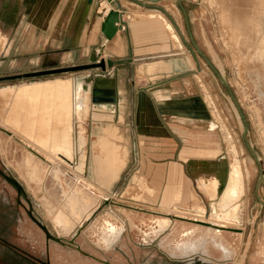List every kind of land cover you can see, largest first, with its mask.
<instances>
[{"label":"rangeland","instance_id":"374dc122","mask_svg":"<svg viewBox=\"0 0 264 264\" xmlns=\"http://www.w3.org/2000/svg\"><path fill=\"white\" fill-rule=\"evenodd\" d=\"M183 2L198 46L228 80L240 102L249 123L247 134L249 142L264 169V96L260 95V90L264 92V0H183ZM20 3L22 4L21 0H0V75L66 66L72 62H88L80 58L78 53H65L66 50L62 52L61 49L68 44L61 43V32L54 29L50 31L52 34L47 35L43 28L32 25L28 7L25 5L26 10L20 12ZM31 13L38 21L45 17L42 11ZM172 13L175 18L173 23L175 31L181 42L179 54L181 57L184 55L190 57L189 65L186 66L188 70L181 72L182 75L177 81L175 96L201 97L217 127L212 130L210 120H185L177 117L172 119L176 122H188L190 128L209 133L212 141L208 144L211 147H219L230 162L238 159L244 174V193L239 199L240 221L238 224H230L236 228L232 230L224 228L223 232L229 242V254L226 256L222 250L213 246L206 253L200 247L197 252L194 250L183 252L181 249L172 248L171 245H164L163 240L172 236L169 230L160 235L157 247L140 244L144 243V231L149 230L154 224L156 213L152 215L147 211L129 209L125 204L148 210H161L162 206L142 201L148 197L146 188L148 185L142 183L144 174L139 164L146 158L145 149L151 145V140L136 137L135 141H130L136 133L130 117L121 123L122 130H127L131 137L120 141L127 149L128 165L119 179L110 188L104 189V194L109 199L100 196L95 203L94 199L91 200V204L88 203L86 206L88 208L94 203L89 212L83 214L68 232L55 224L54 217L63 207L65 199L58 202L52 196V193H56V188L49 174L43 172L42 181L35 182L31 179V169L25 166V159L36 158L47 165L45 158H50L48 154L29 139L40 141L50 136L62 126L64 118L46 111L45 108L38 109L36 101L20 98L23 89L18 86L26 82L57 77H74L86 72L87 69L0 81V127L7 129V131L0 129V164L20 180L32 200L36 213L52 234L61 238V241L47 240L43 230L26 214L22 206L16 212L18 215L7 214L8 208L3 203L9 200L11 201L8 202L11 203L9 208H17L16 189L0 176L1 236L33 255L42 258L48 256L51 264H190L197 259L207 260L210 264H264V204L258 199L259 196L264 200V182H260L258 186L260 169L246 145L244 123L225 84L194 48L184 13L179 5L174 6ZM166 18L170 19L167 15ZM46 37L49 40L50 37L51 40L57 37L58 42H48L45 40ZM56 49L59 50L57 53L54 52ZM140 67L144 70L142 66ZM143 73L144 71L138 72L139 84L144 83L139 76L144 75ZM256 79H259L258 87ZM48 105L47 101L40 102V106ZM45 115L47 118L44 121ZM34 122L38 124L35 131L32 129ZM107 122L116 121L93 120L89 114L83 119L76 118L75 128L78 132L81 125L85 126L91 141L94 133ZM52 158V166L60 165L64 171L61 173L64 180L66 172L72 171V168L57 156L53 155ZM201 171L203 169L197 170L200 175ZM135 176H139L140 179L135 181ZM88 178L90 179L89 176ZM184 185L189 193L188 199L179 200L177 205L165 210L173 214L183 212L181 214L186 215V218L208 220L212 200L198 186L196 180ZM22 199L26 202L24 198ZM198 205L203 206L206 212H201ZM105 219H110L124 230L121 239L111 248H106L100 240L99 227ZM176 223L184 227H197L193 225L194 221L187 219L178 218ZM206 230L200 226L193 233V239L206 236ZM207 236L211 237V234L207 233ZM170 259L179 262H172ZM9 262L27 264V261L20 259L12 248L0 242V264Z\"/></svg>","mask_w":264,"mask_h":264},{"label":"crops","instance_id":"0c3cea01","mask_svg":"<svg viewBox=\"0 0 264 264\" xmlns=\"http://www.w3.org/2000/svg\"><path fill=\"white\" fill-rule=\"evenodd\" d=\"M103 1L107 3V9L101 11L100 6ZM164 1L168 3H162ZM21 2L19 11L26 10L25 5L28 7L32 25L43 28L47 35L52 34L50 31L54 29L61 32V43L68 44L66 49L60 48L62 52L66 50L65 53H78L84 61H89L91 55L113 60H126L114 68L108 67L106 72L100 68L87 69L78 76L57 77L71 79L73 153L81 155L88 153L92 143L95 154H98L106 163L109 175L113 176L121 172L128 165V158L127 149L120 141L131 137L127 130H122L121 122L130 117L136 129L130 141H135L136 137L151 140V145L146 146L147 149H145L146 158L139 164L145 180L142 183L148 185L146 186L148 197L143 198L144 203L158 204L164 210L170 209L173 205H177L179 200L188 199L189 193L184 184L193 180H196L202 190L208 192L207 195L212 201L222 195L229 178L230 161L227 156L221 153L219 147H211L208 144L212 141L209 133L201 129L190 128L188 122H176L172 119V117H177L185 120H210L198 115H184L182 111L185 108L183 109L177 100L191 99L193 96H175L177 81L182 75L181 72L188 70L186 66L190 62L189 56H180V42L178 43L174 37L178 34L175 31L173 24L175 18L172 13L174 6H178L176 0L158 2L149 0L112 2L108 0H21ZM111 8L120 11L126 29L118 30L113 38L108 39L102 32L101 26L105 15ZM39 11L44 12L45 17L38 21L37 18H33L31 12ZM166 15L170 18L169 20ZM45 40L52 43L58 42L57 37H53L52 40L51 37L50 40L46 37ZM58 51L56 49L54 52ZM83 63L85 62H72L71 65ZM140 66L144 70H141ZM140 71H144V75H139L141 81L144 82L142 84L138 82ZM96 72L106 75L103 81L105 86L110 84L111 78L114 79L117 100L116 102H92L90 100L91 112L95 110L93 105H96V110L101 114L113 116L93 120L116 122H108L112 123V127L106 132H97L95 137L89 141L85 126L81 125L80 130L76 131L75 119L87 117L83 109L85 92L88 87L91 92L94 80L89 78L88 83L86 76L89 77ZM108 72H111L110 75ZM48 80L53 79L39 82ZM30 83L33 82H26L20 86ZM199 98L203 111H208L204 100ZM211 122L217 124L216 121ZM216 127L211 126V129L215 130ZM210 160L214 166L209 163ZM198 163H204L207 176L210 173L208 186L202 183L200 174L196 170ZM211 172L214 174L212 175ZM139 179V176L134 177L135 181ZM198 209L206 212L201 205H198ZM152 231L150 228L149 232ZM152 241L157 244L156 238Z\"/></svg>","mask_w":264,"mask_h":264},{"label":"bare ground","instance_id":"6f19581e","mask_svg":"<svg viewBox=\"0 0 264 264\" xmlns=\"http://www.w3.org/2000/svg\"><path fill=\"white\" fill-rule=\"evenodd\" d=\"M106 9H107V3L103 1L101 3L100 10L104 11ZM162 18L166 20L163 16ZM174 37L179 43L180 42L179 36L175 34ZM179 45L181 46V42ZM88 79L89 77L86 76V80L89 83ZM256 81H257L256 85L259 86L260 85L258 83L259 79H256ZM20 87L23 89L20 98L30 100L31 102L36 101V104L39 106L38 109L45 108L46 111L56 113L58 115L63 116L64 118L62 126L58 127L57 130L53 131L50 136L43 138L40 141H36L35 139H29L30 142L32 141V143L33 142L36 143L37 146L39 145L40 148L48 154L50 158L49 159L45 158L47 165L43 161L38 160L34 157L35 159L26 158L25 166L31 169L30 178L33 179L35 182L39 180L42 181L43 172L51 176V179L53 180L54 186L56 188V193L55 194L52 193V196H54V198L58 202H61L65 199L64 200L65 202H63V207L59 209V211L54 217L55 224L57 226L62 227L64 230L69 231L75 225V223L81 219L83 214L89 212L91 206L95 203L98 197L100 196L107 197L104 194L105 193L104 189L110 188L114 184V182L119 179L123 170L121 172L119 171V173H116V175L113 176L109 175L106 169V163L104 162V160H101L98 154H95L94 145H92V143L90 144L88 153H84L81 155L79 153L72 152L71 116H72L73 104H72L71 79L57 78L45 82L36 81L30 84H25ZM263 93L264 92L260 90V95L264 96ZM84 99H85V103L83 109L85 115L88 116L90 114L92 119L113 117L112 115L101 114L100 112H98L96 110L97 107L96 105H93L95 107V108L93 107V109L95 110L91 112L90 87L87 88ZM43 100L45 102L47 101L49 105L45 107L40 106V102ZM46 118L47 116L45 115L44 121L46 120ZM111 124L112 123H108V122L102 124L99 130L94 133V137L97 132H106L107 130H109V128L112 127ZM211 126L216 127L215 122L214 123L211 122ZM32 129L34 131L38 129L37 122H34ZM53 155L60 158L61 161L67 163L72 168V171L68 170L66 172L64 176L65 177L64 180L61 178V173H64L61 166L60 165L52 166L51 159H53L52 158ZM209 163H212L211 160ZM197 165H198L197 170L203 169L200 175L202 183L205 186H208L209 180L211 178V177L209 178L210 173L208 172L209 176H207V172H206L207 170L206 167L204 166V163H200ZM88 176L90 177V179L88 178ZM70 178L71 180H69ZM243 193H244V174L239 160L235 159V161L230 162L229 178L227 181V185L224 191L222 192V195L211 202V211L208 214V220L197 217L192 218L199 221L214 223L215 225H217V227L202 225L196 222L193 225L197 227L200 226L208 227L210 229H216V230H224L223 227L236 228L231 226L230 224H238L240 221L239 199L241 198ZM121 196L123 197V195ZM91 200H93L94 203L87 208L86 206L88 205V203L91 202ZM125 206H127L129 209H134L133 208L134 206L131 207V205H126V204ZM138 208L145 209L142 207H138ZM151 211L156 212V214L152 213V215L154 214V218H155L154 224L151 227V229L153 230L152 232L154 234L158 235L160 232L167 230L170 227H183V225L176 223L178 218L169 217L168 214L176 215L179 217H185L186 215L181 213L173 214L164 209L151 210Z\"/></svg>","mask_w":264,"mask_h":264},{"label":"water","instance_id":"95a60500","mask_svg":"<svg viewBox=\"0 0 264 264\" xmlns=\"http://www.w3.org/2000/svg\"><path fill=\"white\" fill-rule=\"evenodd\" d=\"M108 1L112 2V1H116V0H108ZM149 1L158 2L161 0H149ZM176 2L178 3L179 7L182 9V11L184 13L186 26H187L188 33H189V36H190V39H191V42H192L194 48L207 61V63L214 70V72L219 77V79L225 84L226 88L228 89L230 95L232 96V98H233V100H234V102L238 108L241 119L244 123V133L243 134H244V139H245L246 145H247L250 153L252 154V156L255 158V160L259 166V169H260V179H259V183H258V186H259L260 182H264V169H263V166L260 162V158L255 153L254 149L252 148V146L249 142V139L247 136L248 130H249V123H248V120L246 118V115H245V113H244V111L240 105L238 98L236 97L234 91L232 90L228 80L221 74V72L214 65V63L211 61V59L198 46V44L195 40V37L193 35L192 29H191V23L189 20L188 12H187V9L184 5L183 0H176ZM120 22L121 23L124 22L122 19V15L120 14V11L118 9H115V8L109 9V11L107 12V14L105 15V17L103 19L102 26H101L102 32L104 33V35L108 39L113 38V36L118 32V30L121 29V25H119ZM125 61L126 60H113L110 58L107 59L105 57L100 58L97 55H91L90 60L87 63L76 64V65H71V66L47 68V69H41V70H34V71H28V72H22V73H16V74L0 75V81L14 80V79H20V78H32V77L45 76V75L63 73V72L78 71V70H85V69H98V68H100L103 72H106L108 67L114 68L117 64H122ZM110 73L111 72H108V75H110ZM105 77H106V75L101 73V72H96V73H93L92 75L89 76V78L94 80L93 87H92L91 92H90V100L92 102H116L117 98H116V94H115L116 91H115V87H114L115 81L113 78H111L109 80L110 84L105 86V84L103 83ZM191 99H192V101L194 99H197L200 102V98L198 96H193ZM177 101H178V103H181V105H182L183 103L189 104L190 100L189 99H181V100H177ZM182 113L184 115H198L201 117H205L207 119H210V123L212 121L211 115L207 110L198 112V111H194V110L190 109V107H188L187 111L183 110ZM0 129L7 131V129L4 127H0ZM8 178L13 183H15L20 189L24 190L22 183L17 178H15L14 176L13 177L9 176ZM258 186H257V188H258ZM102 197H104V196H102ZM104 198L106 200L109 199L108 196L104 197ZM258 199L260 200L261 203L264 204V200H262L259 196H258ZM131 207H133V206H131ZM133 208L143 210V211H147L150 213H156V212L148 210V209H141L138 207H133ZM168 216L172 217V218L187 219V220L194 221V222L202 224V225H209V226L217 227V225H215L214 223H209L206 221H199V220H195L192 218L179 217V216L172 215V214H168ZM41 225L44 228V230L46 231L48 237H51V238L55 239L56 241H61V238H59L58 236H54L52 233H50V231L46 225H44V224H41ZM223 228L229 229V230L234 229V228H228V227H223Z\"/></svg>","mask_w":264,"mask_h":264},{"label":"flooded vegetation","instance_id":"af4514ba","mask_svg":"<svg viewBox=\"0 0 264 264\" xmlns=\"http://www.w3.org/2000/svg\"><path fill=\"white\" fill-rule=\"evenodd\" d=\"M192 98V97H191ZM190 102L192 99H189ZM183 109L190 107V109L195 110V111H203L201 108L200 102L197 99H194L191 103L185 104L183 103L181 105ZM184 111H187V109ZM0 176L8 181L10 184L14 186L16 189V203H17V208H9L8 202H11L7 200V202L3 203L5 207L8 208L7 214L9 215L12 213L14 216L18 215L16 212L18 211L19 207L22 206L23 209L25 210L26 214L43 230V232L46 235L47 240L53 239L51 237H48L46 231L42 227L41 224L46 225L42 218L36 213L33 207L32 200L30 197L27 195L25 187L24 190L20 189L15 183H13L8 177L14 176L9 170L5 169L4 166L0 164ZM16 178V176H14ZM20 181V180H19ZM23 185V184H22ZM258 190V188H257ZM258 192V191H257ZM258 195V194H257ZM24 198L26 202L22 199ZM3 202V201H2ZM5 215V214H4ZM47 226V225H46ZM48 228V226H47ZM62 228V227H61ZM199 227H170L169 229V234L172 235L170 238L167 237L165 240H163L162 244L166 245H171L172 248L175 249H181L183 252L187 251H198L197 249L200 247L204 252H209V248L211 246L218 248L223 251V253L227 256L230 252L229 249V242L225 238V235L223 234L224 230H216V229H210L208 227H203L206 228V236H203L202 238L199 239H193V233L198 229ZM49 229V228H48ZM63 229V228H62ZM72 229V228H71ZM70 229V230H71ZM100 229V240L103 242V245L106 248H111L117 244V242L121 239L124 230L122 226H119L112 222L110 219H105L103 223L99 227ZM64 230V229H63ZM69 230V231H70ZM150 230V229H149ZM149 230L144 231V243H140L141 245L144 246H150L153 245L155 247L158 246L159 241H160V235L165 233L167 230H164L160 232L158 235L154 234L153 232H149ZM50 231V229H49ZM65 232H68L67 230H64ZM50 233H52L50 231ZM153 233V234H152ZM208 234H211V237L207 236ZM54 235V234H53ZM55 236V235H54ZM156 238L157 244L152 243ZM55 240V239H54ZM0 242L3 244H6L8 247L12 248L16 254L19 255L20 259L26 260L27 264H51L50 259L48 256L45 258L36 256L31 254L30 252H27L23 249H20L16 244L12 243L10 240H8L6 237L0 235ZM204 254V253H203ZM172 262H179L175 259L172 260ZM6 264H12V262L6 263ZM24 264V263H23ZM190 264H210L209 261L207 260H201L197 259L196 261H191Z\"/></svg>","mask_w":264,"mask_h":264},{"label":"built area","instance_id":"2783aa9c","mask_svg":"<svg viewBox=\"0 0 264 264\" xmlns=\"http://www.w3.org/2000/svg\"><path fill=\"white\" fill-rule=\"evenodd\" d=\"M119 25H121V29H126V24L124 22H120Z\"/></svg>","mask_w":264,"mask_h":264}]
</instances>
